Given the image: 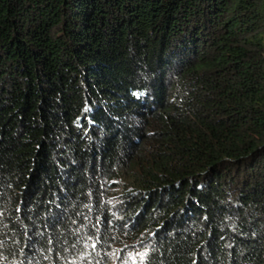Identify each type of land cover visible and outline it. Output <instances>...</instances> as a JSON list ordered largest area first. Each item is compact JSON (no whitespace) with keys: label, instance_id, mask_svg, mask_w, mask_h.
<instances>
[{"label":"trees","instance_id":"trees-1","mask_svg":"<svg viewBox=\"0 0 264 264\" xmlns=\"http://www.w3.org/2000/svg\"><path fill=\"white\" fill-rule=\"evenodd\" d=\"M0 264H264V0H0Z\"/></svg>","mask_w":264,"mask_h":264}]
</instances>
